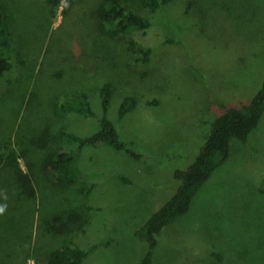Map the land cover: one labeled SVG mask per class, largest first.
Here are the masks:
<instances>
[{"label":"rangeland","instance_id":"374dc122","mask_svg":"<svg viewBox=\"0 0 264 264\" xmlns=\"http://www.w3.org/2000/svg\"><path fill=\"white\" fill-rule=\"evenodd\" d=\"M121 1L152 26L110 37L97 16L104 0H0L13 57L0 77V264H48L66 238L91 250L82 264H139L147 244L137 232L177 191L174 170L195 160L216 117L262 88L264 0H171L160 8ZM130 39L153 49L148 62L130 51ZM106 84L108 116L142 157L86 146L74 181L59 186L44 157L77 146L54 136L100 129L96 118L59 112V100L87 94L101 115ZM127 96L137 105L119 119ZM12 149L29 184L17 180ZM153 264H264V114L247 141L232 139L189 210L164 228Z\"/></svg>","mask_w":264,"mask_h":264},{"label":"trees","instance_id":"16d2710c","mask_svg":"<svg viewBox=\"0 0 264 264\" xmlns=\"http://www.w3.org/2000/svg\"><path fill=\"white\" fill-rule=\"evenodd\" d=\"M151 8H160L171 0H146ZM54 6L60 5V0H49ZM99 28L110 37L129 33L132 30H147L152 26L149 18L130 10L124 6L121 0H104L97 10ZM11 38L8 24V14L4 8H0V77L5 75L13 67L10 61ZM129 49L134 54H139L138 61L148 62L153 52L152 48H146L129 40ZM113 91L110 84L100 89L102 114H97L92 108L87 94H72L62 96L59 100V112H75L85 117L96 118L100 129L86 136L60 130L54 138L57 140H69L76 144V149H59L47 152L43 167L49 179L59 185L68 186L74 177L73 164L82 149L86 146H110L118 151H123L135 159H140L142 154L136 152L122 139L116 124L110 120L108 111L111 105ZM158 101H148V105H157ZM137 105L133 96L125 97L119 107V119ZM264 114V81L262 88L254 98L241 108L229 107L221 115L216 117L210 125V131L206 141L200 148L195 160L185 169L174 170L173 176L179 182L175 194L155 211L137 232V235L147 244V250L139 264H153L154 250L158 245L159 236L164 228L183 216L190 208L194 196L204 183L211 177L214 171L229 157L231 141L237 138L247 141L253 130L258 126ZM21 154L12 149L8 153V160L16 171L19 182L29 184L30 179L21 169L19 159ZM25 189L24 193L27 192ZM30 193V191H28ZM91 253L89 249H83L76 245L71 238L63 240L50 254L48 264H82L83 260Z\"/></svg>","mask_w":264,"mask_h":264},{"label":"clouds","instance_id":"9594fccd","mask_svg":"<svg viewBox=\"0 0 264 264\" xmlns=\"http://www.w3.org/2000/svg\"><path fill=\"white\" fill-rule=\"evenodd\" d=\"M0 211H2V209H0Z\"/></svg>","mask_w":264,"mask_h":264}]
</instances>
